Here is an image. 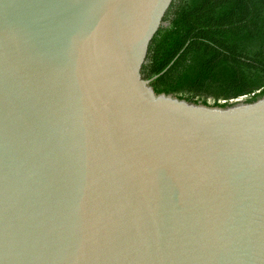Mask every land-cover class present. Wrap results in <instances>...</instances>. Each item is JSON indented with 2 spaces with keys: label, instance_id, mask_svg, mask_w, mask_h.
Returning a JSON list of instances; mask_svg holds the SVG:
<instances>
[{
  "label": "water",
  "instance_id": "1",
  "mask_svg": "<svg viewBox=\"0 0 264 264\" xmlns=\"http://www.w3.org/2000/svg\"><path fill=\"white\" fill-rule=\"evenodd\" d=\"M174 0H0V264H264V95L156 94Z\"/></svg>",
  "mask_w": 264,
  "mask_h": 264
},
{
  "label": "trees",
  "instance_id": "2",
  "mask_svg": "<svg viewBox=\"0 0 264 264\" xmlns=\"http://www.w3.org/2000/svg\"><path fill=\"white\" fill-rule=\"evenodd\" d=\"M168 18L143 66L156 94L220 106L264 95V0H174Z\"/></svg>",
  "mask_w": 264,
  "mask_h": 264
},
{
  "label": "built area",
  "instance_id": "3",
  "mask_svg": "<svg viewBox=\"0 0 264 264\" xmlns=\"http://www.w3.org/2000/svg\"><path fill=\"white\" fill-rule=\"evenodd\" d=\"M247 98H248V95H242V96H240V97H238V98L231 99L230 102H234V101H237V100H247ZM219 101H220L221 103L226 102L225 99H221V100H219Z\"/></svg>",
  "mask_w": 264,
  "mask_h": 264
},
{
  "label": "rangeland",
  "instance_id": "4",
  "mask_svg": "<svg viewBox=\"0 0 264 264\" xmlns=\"http://www.w3.org/2000/svg\"><path fill=\"white\" fill-rule=\"evenodd\" d=\"M198 100L201 102H203V100H206L209 104H212V105L215 104V99L213 97H208V98L200 97Z\"/></svg>",
  "mask_w": 264,
  "mask_h": 264
}]
</instances>
